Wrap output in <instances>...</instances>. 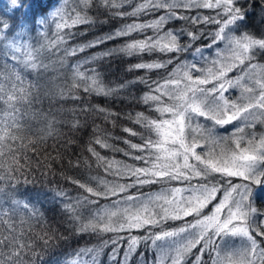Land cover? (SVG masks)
Returning a JSON list of instances; mask_svg holds the SVG:
<instances>
[{"label": "snow or ice", "instance_id": "snow-or-ice-1", "mask_svg": "<svg viewBox=\"0 0 264 264\" xmlns=\"http://www.w3.org/2000/svg\"><path fill=\"white\" fill-rule=\"evenodd\" d=\"M17 3L18 0H11V6ZM95 4L96 0H72L71 5L68 0H57L46 14L34 18V26L25 21L14 24L11 18L8 21L0 19V61H3L0 63V159L4 161L0 163V182L15 189L12 181L25 166L20 162V153L27 163V150L31 148L36 153L37 145L42 142V138L28 139L29 134L34 133L27 126L23 109L31 105L35 97L32 85L23 87L25 74H39L45 70L48 65L43 61L50 55L59 54L63 66L69 58L86 49L127 38L118 48L89 57L87 64L93 65L114 55L133 57L160 53L170 58L161 62L135 63L128 71L166 70L173 63L177 67L162 80L138 77L129 82L144 83L149 89L139 100L150 113L137 112L133 119L142 131L123 128V132L132 137L139 136L142 141L125 140L124 143L140 153L134 159L144 162L145 167H118L119 162L107 161L89 144L88 151L96 157L98 164H107L105 172L116 168V175L131 176L134 184L110 186L108 181L99 180L98 185L92 187L70 176L65 177L89 194L80 196L75 204H64L63 210L69 214L68 223L74 233L100 235L144 230L142 236H128L125 260L144 244L163 256V264H207L206 256L212 264H264V219H260L264 213L253 206V189L249 186L264 183V171H261L264 167V135L257 137L254 131L250 135L246 133V129L254 128L253 120L264 117V65L253 63L258 51L264 53V38L246 31L240 33L248 13L239 0H144L131 12L115 11L120 4L115 0H102L105 9L122 18L136 17L155 9L163 10V14H157V18L149 23H128L102 39L75 45L73 30L96 22L89 14ZM181 8L208 9L215 15L181 16L177 11ZM180 20L187 22L186 27H169ZM205 25H214V31L206 32ZM145 30H152V35L131 39L133 33H144ZM206 35L210 43L197 47ZM213 48H216L215 58L209 61L205 53ZM187 54H191V61L180 59ZM200 61L211 63V67H200ZM68 69L71 71V90L79 91L82 87L84 93L107 97L124 88L123 84L118 88L101 86L99 69L88 68L84 63L69 62ZM233 71L239 73L235 78L229 75ZM235 89H240V96L232 100L229 92ZM72 98L80 100L79 96ZM82 111L88 113L90 109L85 107ZM98 111L105 110L100 108ZM256 113L259 115H254ZM129 119H132L131 114ZM208 121H211L210 126ZM233 122H243V126L237 127L230 136L217 134L218 127L222 129ZM72 127H79V120ZM48 135H52L51 131ZM108 139V136L96 134L94 143L101 148H111ZM204 148L208 151H198ZM45 160L63 163L59 154ZM40 166L38 160L37 167ZM74 166L79 167V161ZM47 169H52V163H47ZM193 177L205 183L188 189L172 188L146 199L120 195L134 185L190 181ZM233 177H240L249 184H233ZM101 185L103 190H100ZM184 192L192 195L185 198ZM57 195L64 197L66 193ZM117 196L120 198L113 199L109 206L90 212L91 218L87 222L77 211L78 207L96 205L101 197ZM217 199L219 202L215 203L211 214L205 215V209ZM22 206L29 208L27 201ZM15 213L16 207L5 208L2 213L8 217L2 221L8 234L0 238V249L5 250L0 252V264H22L20 258L24 250L34 246L24 242V236L16 234ZM190 216L196 217L194 223L186 220ZM168 221L183 223L180 227L163 230ZM42 239L48 245L55 236ZM121 239L123 237L117 236L113 240H102L100 247L81 248L76 251V259L71 264H97V257L108 244L113 245L115 258ZM236 239L240 242L239 247L230 243ZM197 249L198 252L194 251ZM154 264H159V260Z\"/></svg>", "mask_w": 264, "mask_h": 264}, {"label": "trees", "instance_id": "trees-1", "mask_svg": "<svg viewBox=\"0 0 264 264\" xmlns=\"http://www.w3.org/2000/svg\"><path fill=\"white\" fill-rule=\"evenodd\" d=\"M142 2L144 0H115V3L121 5L115 11L131 12L133 8ZM56 3L57 0H18L16 6H11V0H0V19L8 21L11 18V22L14 24L25 21L32 23L34 26V18L46 14ZM68 3L71 5L72 0H68ZM239 4L248 13L247 19L240 26V33L246 31L257 38H264V7L261 6L264 5V0H239ZM161 11V9L149 10L136 17L122 18L112 15V10L105 9L102 5V0H96L95 6L91 8L89 13L96 22L74 29L73 31L76 34L74 43L75 45H83L93 42L97 38L102 39L105 35L112 34L117 28L134 21H151L156 19L157 14H160ZM177 11L181 16L215 15L212 10L208 9L181 8ZM186 25V21L180 20L179 22L170 24L169 27L184 28ZM214 29V25L204 26L206 32L214 31ZM145 35H152V30H145L144 33H133L131 39H142ZM126 39L121 38L109 41L98 48L86 49L84 53L78 54L74 58H69L63 66L60 55H50L43 61L48 67L40 71L39 75L36 72L35 74L31 72L24 76L23 87L28 88L29 85H32L33 96L35 97L32 104L25 106L23 109L27 126L34 133V135L30 133L28 139L39 140L42 138V142L37 145L36 153H33L31 148L27 150L29 162L26 163L23 153H20V162L25 166L24 170L17 173L12 181V184L16 186L15 189L11 185L0 182V238L8 234L4 231L2 223L4 219L8 218L2 214L3 210L5 208L16 207V213L13 217V222L16 225L15 232L17 235L24 236V242L34 245L33 248L24 250L20 258L22 264H67L68 258L75 254L76 251L85 247H100L102 240H113L117 236H121L123 239L119 242L125 245L129 235H144V230H133L131 233H102L100 235L86 232L76 235L73 227L68 223L69 214L63 210L64 204H75L80 196L89 195L83 189H80L78 185L66 180L65 177L70 176L83 183H88L92 187H96L99 180L108 181L110 186L112 184H134L131 176L116 175V168L110 172H105L107 164L103 166L98 164L96 157L88 151L90 143L107 161L115 160L119 162L118 167H122L123 165L132 167L146 166L144 162L134 159V156L140 153L130 149L124 143L125 140H131L133 143H142L139 136L132 137L128 133L123 132V128L129 127L137 132L142 131L139 125L133 123V119L137 112H144L146 115L150 113V109L139 100L144 92L149 89L144 83L130 84L129 82L136 81L138 77H145L151 81L162 80L177 65L173 63L166 70L128 71L130 65L135 63L161 62L170 58V56L160 53L151 56L145 54L133 57L114 55L103 61H98L96 64H87L89 57L102 51L118 48L126 42ZM41 42L46 43L43 40ZM205 43H210L207 35L196 46L201 47ZM190 56L191 54L182 55L180 59L191 61ZM256 61L257 63L258 61L264 62V53L258 51L253 63H256ZM69 62L72 64L84 63L88 68H98L100 84L105 88H118L121 84L124 85V88L107 97L96 95L95 93H84L82 87L79 91L71 90V71L68 69ZM200 62L202 63L203 61ZM0 63H3V61H0ZM82 70L84 69L82 68ZM233 72L235 73L236 71ZM91 74L89 72V75ZM75 96H79L80 100H74L72 97ZM85 107L90 109L88 113L82 111ZM100 108H103L105 111L99 112L98 109ZM92 109H96L97 111H92ZM112 113L116 115H110ZM130 114L132 119H129ZM106 116L108 117L107 119H105ZM77 120H79V127L73 128L72 125ZM207 123L211 125V121ZM262 123L255 124L258 129L256 135L262 130L261 126H264V121ZM235 125H237V122L226 125L222 129L218 127V130L231 129ZM49 131L52 133L51 136L48 135ZM96 134L102 137L108 136L107 143L112 145V147L101 148L95 144L94 139ZM16 146L18 147L19 145L17 144ZM117 149H123V151ZM198 151L201 150L198 149ZM125 153L130 154L126 155ZM58 154L62 157V164L55 160L46 162V157L57 156ZM38 160L41 164L40 167H37ZM69 161L72 164H69ZM77 161H79V167L74 166ZM3 162L0 159V163ZM47 163H52V169H47ZM92 177H96L97 179L91 180ZM231 180L232 183L243 181L239 180L238 177H233ZM203 183L205 181L193 177L190 181H170L143 186L134 185L132 188H127L126 192L120 195L144 194L153 192L161 187L177 188L182 185ZM100 190H103L102 185L100 186ZM56 192H63L66 195L60 197ZM263 194L264 183H261L255 189L252 200L253 206L261 213H264ZM119 198L120 196L109 197L107 199L101 197L96 205L78 207L77 211L82 216L83 221L87 222L89 220V211H94L99 205L110 203L113 199ZM91 199L96 198L91 197ZM25 201L29 204L28 209L22 206ZM16 202H19V205ZM190 219L195 220L196 218L194 216L186 218L189 223H191ZM260 219H263V216ZM182 223V221H168L163 230L180 227ZM155 230L160 231L161 229ZM53 235L55 236L53 242L45 245L42 238ZM109 245L104 246L103 249L113 247V245L110 247ZM2 251L5 250L0 249V252ZM194 251L198 252V249ZM212 255L215 254L213 253ZM158 256L159 252L141 244L135 254L129 255V264H154L158 260ZM205 259L207 264H212L210 258L206 256ZM139 260H142L143 263Z\"/></svg>", "mask_w": 264, "mask_h": 264}, {"label": "rangeland", "instance_id": "rangeland-1", "mask_svg": "<svg viewBox=\"0 0 264 264\" xmlns=\"http://www.w3.org/2000/svg\"><path fill=\"white\" fill-rule=\"evenodd\" d=\"M160 14H163V10L161 11ZM134 22H136V23H149L150 20H143V21L142 20H139V21H134ZM220 47L223 48V44H221ZM215 53H216V48H213L209 52L205 53V55L208 56L209 57V61H211V59L215 58ZM54 56H57V55H54ZM189 58L192 59V56H190ZM256 63H257V61H256ZM257 64L264 65V62L263 61H261V62L258 61ZM199 66L200 67H203V68H208V67H211V63L204 64V62H202V63L200 62V65ZM34 74H35V72H34ZM36 74H37V72H36ZM37 75H39V74H37ZM229 75H230L231 78H235V76L236 75H239V73L232 72ZM229 93L231 94L230 95V98L232 100H236L240 96V89L233 90V91H231ZM254 115H257L258 116L259 113H256ZM263 121H264V117H260V119L253 120L254 128L253 129H246V133L248 135H250L254 131L255 134H256L258 132V129H257V125H255V124H257V123L258 124H263L262 123ZM202 122H203V120H202ZM241 126H243V122L237 123V125H235L234 128H231V129H227V130H223V131L222 130H218L217 131V134L219 136H230L232 134V132H234V130L237 127H241ZM262 126H261L262 130L259 132V134H257V137H259L260 135H264V126L263 127ZM201 143H203V141H201ZM200 150L202 152L208 151V149H206V148L200 149ZM217 151H219V148H217ZM261 171H264V167L261 168ZM238 178H239V180L240 179L243 180L240 177H238ZM233 184L243 185V184H249V182L243 180L242 182H234ZM199 185L200 184H188V185L178 186L177 188L188 189V188L197 187ZM249 186L253 189V193H254L255 189H257L258 184L251 183V184H249ZM172 188H175V187H161V188H159V189H157V190H155L153 192H148V193H144V194H137V195L136 194H133V195L132 194H129V195H132V196H135V197H141L142 196V197H144L146 199L148 197H154L155 195L161 193L162 191L170 190ZM183 195H184L185 198H188L189 196L192 195V193H190V192H184ZM219 196L222 198L223 192L219 193ZM263 196H264V194H263ZM218 202H219V200L217 199L216 201H214L213 203H211L205 209L204 214L205 215L211 214V212H212V210H213V208L215 206V203H218ZM110 204H111V202L110 203L109 202L108 203H104V204L99 205L98 208H103V207L109 206ZM96 210H94V211H96ZM94 211L91 210V211L88 212V218L89 219L91 218L90 217V212H94ZM263 219H264V216H263ZM190 221H191V223H194L195 220H191L190 219ZM230 243L234 247H239V244H240V242H239L238 239H236L234 241H230ZM121 244H122V246H120ZM110 246H111V244L109 245V247ZM118 246L119 247L117 249V254H116L115 258L113 257V247H111L110 249H102L101 254L97 257V264H129V259L130 258H128L127 260H125V250L127 249V242H126L125 245H123L122 242H119V245ZM85 248H92V247H85ZM75 259H76L75 254L71 255L68 258L67 264H71V262L73 260H75ZM86 259H91V257H86ZM157 259L159 260V264H163L164 258H163V256L160 253H159V256H158ZM139 261H141V263H143L142 260H139Z\"/></svg>", "mask_w": 264, "mask_h": 264}]
</instances>
